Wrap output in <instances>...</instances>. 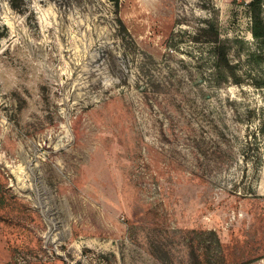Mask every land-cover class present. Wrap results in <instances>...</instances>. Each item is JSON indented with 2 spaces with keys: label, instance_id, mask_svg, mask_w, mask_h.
<instances>
[{
  "label": "rangeland",
  "instance_id": "rangeland-1",
  "mask_svg": "<svg viewBox=\"0 0 264 264\" xmlns=\"http://www.w3.org/2000/svg\"><path fill=\"white\" fill-rule=\"evenodd\" d=\"M246 1L0 0V264H264V93L204 84Z\"/></svg>",
  "mask_w": 264,
  "mask_h": 264
},
{
  "label": "trees",
  "instance_id": "trees-1",
  "mask_svg": "<svg viewBox=\"0 0 264 264\" xmlns=\"http://www.w3.org/2000/svg\"><path fill=\"white\" fill-rule=\"evenodd\" d=\"M244 5L249 17L250 39L238 31L222 35L218 22L207 29L210 59L204 84L220 88L223 83L239 87L245 83L264 93V0H248ZM244 110L250 122L249 131L252 129L244 140V148L247 153L255 152L258 169L263 161L260 149L264 144V99L260 103L245 104Z\"/></svg>",
  "mask_w": 264,
  "mask_h": 264
}]
</instances>
